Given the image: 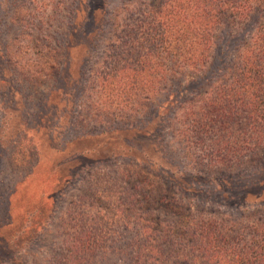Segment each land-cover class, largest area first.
<instances>
[{
    "label": "rangeland",
    "instance_id": "374dc122",
    "mask_svg": "<svg viewBox=\"0 0 264 264\" xmlns=\"http://www.w3.org/2000/svg\"><path fill=\"white\" fill-rule=\"evenodd\" d=\"M88 1L91 11L100 1L106 4L97 18V24L104 25L101 31L96 24L88 32L85 0H53L54 8L49 0H0V24L3 21L7 25L2 27V50L13 54L19 47L27 48L18 58V67L6 57L0 59V264H12L14 259L17 264H86V255L77 259L80 254H73L71 244L79 234L70 219L89 218L82 213L94 211L74 204L95 190L113 193L117 204L139 205L142 198L135 195V187L158 185L178 199L179 189L174 184L192 181L193 188L201 192L189 197L193 214L228 221L229 217L239 219L252 211L255 216L249 215L248 222L264 220V180L255 182V174L264 179V140L257 141L251 135L249 121H237L228 137L216 132L225 139L223 143L233 146L228 152L217 148L215 133L187 148L179 137L182 115L189 109L199 111L204 98L198 94L208 83H198L195 86L201 88L193 91L180 92L181 89L173 105L168 106L166 97L175 92L163 90L168 86L159 87L158 79L148 100L129 97L128 104H124L122 99L117 100L118 95L123 97L117 91L109 93L108 100L100 92L95 74L107 71L118 53L110 50L111 38L118 35L110 30L115 26L114 15L121 13L123 3L132 5L133 13L126 16L128 24L136 20L148 24L151 19L142 11H146L144 3L149 0ZM252 23L236 25L234 37L230 38L249 36ZM70 29L75 32L66 41L71 46L69 56L57 59L62 64L57 73L48 79L37 78L34 73V77L28 76L27 72L33 71L43 75L47 60L42 47L55 48L64 43L62 36ZM53 87L58 90L52 91ZM111 99L112 107L107 103ZM129 108L136 113L128 112ZM110 112L112 115H108ZM156 112L157 118L151 121ZM139 125L147 126V140L135 137L134 131L122 132ZM233 150L237 152L231 157ZM77 157L81 161L73 162ZM217 157L237 158L235 163L241 164L227 170L219 166L217 170L210 165ZM230 178H243L239 186L255 182L249 189L252 196L245 200L224 198L228 190L222 189V179ZM230 188L232 191L233 185ZM72 211L80 215L74 216ZM159 217L169 219L170 215ZM80 223L84 222L77 224ZM131 225L127 218L110 220L105 243L108 247H122L127 259L96 253L89 264H128V254L139 239L134 238L136 232ZM113 251L115 255L122 253Z\"/></svg>",
    "mask_w": 264,
    "mask_h": 264
},
{
    "label": "trees",
    "instance_id": "16d2710c",
    "mask_svg": "<svg viewBox=\"0 0 264 264\" xmlns=\"http://www.w3.org/2000/svg\"><path fill=\"white\" fill-rule=\"evenodd\" d=\"M49 1H52L54 8L53 0ZM144 5L146 11H142V15L151 19L148 24L141 20L128 24L126 16L133 13L134 9L130 11L132 5L123 3L121 11L119 9L121 13L114 15L115 26L110 30L118 32V35L111 38L110 50H118V53L107 71H96L95 80L100 92L109 100V93L117 91L116 93L123 95H118L117 100L122 99L121 103L124 104H128L131 97L145 101L155 92V79H158L159 87L168 86L163 90L175 92L167 95L165 102L168 106L181 89L183 90L180 92L193 91L201 88L199 85L195 86L198 83L202 86L208 83L204 92L198 94L204 98L199 111L189 109L182 115L184 122L178 129L181 133L179 137L187 148L194 147L196 141L215 133V141L219 142L215 143L217 148L228 152L233 146L223 143L225 139L218 133L228 137L237 121L242 120L249 121V131L257 141L264 140V0H149ZM105 7L106 4L100 1L95 10L91 11L90 1L85 0L88 32L96 26L97 18ZM72 18L76 21L74 11ZM249 21H253L249 36H243L239 40L230 38L234 37L232 33L236 25ZM0 25V59L6 57L18 67V58L22 50L27 48L19 47L13 54L2 50L1 40L5 39L2 27L7 28V25L3 21ZM103 27L98 23L96 28L101 31ZM135 28L139 30L136 31ZM74 32L70 29L64 34V43L55 48L42 47L47 60L46 69L41 72L43 75H38L39 71H33L27 72L28 76L48 79L55 75L57 68L62 66L57 59L65 60L69 56L71 46L66 41L69 42L74 37ZM175 82V86L170 85ZM107 89L115 91L107 92ZM57 90L53 87L52 91ZM107 103L112 107L114 100ZM133 105L134 103L131 107ZM127 111L136 113L133 108ZM157 114L156 112L151 121L157 118ZM108 115H112V112ZM116 116L118 115L114 114ZM146 129L147 126L139 125L128 127L122 132L134 131L135 137L147 140L149 136ZM165 143L164 141L162 144ZM255 144L257 143L252 145ZM236 152L233 150L231 157ZM77 159L78 157L72 161H81L80 158ZM237 160L239 159L217 157L210 165L217 170H220L219 166L227 170L232 165L239 166L241 163H235ZM255 175L256 184L264 180L258 174ZM239 179L243 178H230L227 181L222 179V189L228 190L224 198L232 200L240 197L245 200L252 196L249 189L255 182L246 181L248 187L239 186ZM191 182L180 184L177 181L174 184L179 189L178 199L158 185L149 183L145 187L139 186V189L135 187V195L142 198L139 205L117 204L114 194L106 193L105 190L82 195L83 199L76 201L74 206L79 204L85 210L94 212L91 215L82 213L89 217L80 219L84 223L77 224L80 222L77 217L70 219L79 234V238L75 237L71 244L75 249L73 254H80L76 256L77 259L82 256L83 259L86 255V264L90 263L96 253L102 257L110 255L125 258L126 252L122 251V247H108L105 243L109 236L110 220L127 218L135 229L134 238H139L130 247L128 264H264V220L248 222V216L254 215L251 214L252 211L239 219L229 217L228 221L222 218L217 220L214 215L202 218L201 213L193 214L189 197L201 192L194 189ZM230 185H233L232 191ZM129 198L131 197L127 196ZM81 201L85 202L84 205ZM134 201L136 203L138 200ZM159 214L170 215V218L161 219ZM72 215H80V212L77 214L72 211ZM113 249L122 253L115 255ZM73 259L76 260L74 257ZM12 264H17L16 259Z\"/></svg>",
    "mask_w": 264,
    "mask_h": 264
}]
</instances>
